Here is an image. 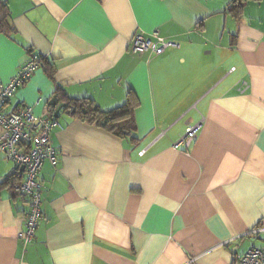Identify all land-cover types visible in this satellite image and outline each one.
<instances>
[{
    "label": "crops",
    "instance_id": "crops-1",
    "mask_svg": "<svg viewBox=\"0 0 264 264\" xmlns=\"http://www.w3.org/2000/svg\"><path fill=\"white\" fill-rule=\"evenodd\" d=\"M0 1L11 28L0 32V90L33 55L54 70L40 65L8 111L41 116L61 95L103 111L128 92L137 101L127 137L61 111L30 244L19 239L27 204L0 191V264H240L264 247V0L239 17L234 0ZM153 32L178 47L130 51ZM200 122L190 149L175 150ZM17 171L1 156L0 183Z\"/></svg>",
    "mask_w": 264,
    "mask_h": 264
},
{
    "label": "built area",
    "instance_id": "built-area-1",
    "mask_svg": "<svg viewBox=\"0 0 264 264\" xmlns=\"http://www.w3.org/2000/svg\"><path fill=\"white\" fill-rule=\"evenodd\" d=\"M153 39L142 35L134 36L130 51L142 55L153 52L162 55L168 48L178 45L161 37L158 32L151 34ZM37 55L22 66L0 90V158L13 163L17 169L25 168L24 181L17 188V194L27 204L25 230L19 234L24 245L33 242L37 229L43 219L42 203L44 187L39 180L41 169L45 162L54 167L58 164V152L51 144L53 131L59 122L48 109L43 115L37 116L33 107L21 105L15 110H7L11 99L23 87L40 67ZM202 123L189 126L185 134L173 143L175 150L188 151L196 140ZM141 152L140 155H143ZM240 264H264V247L252 248L245 255L236 258Z\"/></svg>",
    "mask_w": 264,
    "mask_h": 264
},
{
    "label": "trees",
    "instance_id": "trees-1",
    "mask_svg": "<svg viewBox=\"0 0 264 264\" xmlns=\"http://www.w3.org/2000/svg\"><path fill=\"white\" fill-rule=\"evenodd\" d=\"M247 0H234L227 8V12L233 14L235 17H239L241 11L244 9ZM5 3L0 1V32L8 30L10 28L6 21V6ZM11 29V28H10ZM40 64L44 65L49 77L53 79L54 70L52 65L46 60H42L39 56ZM57 88V95L62 94ZM127 101L121 107H118L112 111H103L92 100L89 99H70L60 96V99L66 104L64 110L72 112L74 116L82 119L83 121L102 126L114 135L118 137L132 136L135 129L134 112L137 107V101L131 92L127 94ZM18 171L12 175L6 177L0 183V191L3 189L14 190L19 184L24 181V175ZM23 177V178H22ZM18 185V186H19Z\"/></svg>",
    "mask_w": 264,
    "mask_h": 264
},
{
    "label": "water",
    "instance_id": "water-1",
    "mask_svg": "<svg viewBox=\"0 0 264 264\" xmlns=\"http://www.w3.org/2000/svg\"><path fill=\"white\" fill-rule=\"evenodd\" d=\"M49 106L53 109V115L55 119H57L61 113L62 110L66 108V104H59V99L57 96H54L50 101H49ZM21 172H25V168L21 167Z\"/></svg>",
    "mask_w": 264,
    "mask_h": 264
}]
</instances>
